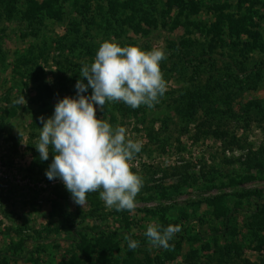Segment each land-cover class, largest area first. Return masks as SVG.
I'll use <instances>...</instances> for the list:
<instances>
[{"label":"rangeland","instance_id":"rangeland-1","mask_svg":"<svg viewBox=\"0 0 264 264\" xmlns=\"http://www.w3.org/2000/svg\"><path fill=\"white\" fill-rule=\"evenodd\" d=\"M109 38L167 55L153 108L96 111L143 144L132 212L75 204L35 148ZM221 196L227 223L206 204ZM150 223L179 225L174 247L148 245ZM0 264H264V0H0Z\"/></svg>","mask_w":264,"mask_h":264},{"label":"clouds","instance_id":"clouds-1","mask_svg":"<svg viewBox=\"0 0 264 264\" xmlns=\"http://www.w3.org/2000/svg\"><path fill=\"white\" fill-rule=\"evenodd\" d=\"M166 59L161 48L146 51L106 39L93 62L82 65L81 79L75 84L76 97L65 96L57 101L51 117H41L35 148L41 161H48L49 153H53L45 175L50 181L59 179L75 204L83 208L87 194L99 192L107 208L116 212L135 210L143 178L130 169L129 162L141 152L143 144L127 138L125 127L98 119L96 111L106 102H123L134 110L141 105L153 108L166 92L160 68ZM89 88L91 94L84 95ZM180 232L179 225L164 228L150 223L144 236L151 247L170 250V242ZM124 239L130 250L140 246L130 235Z\"/></svg>","mask_w":264,"mask_h":264},{"label":"trees","instance_id":"trees-1","mask_svg":"<svg viewBox=\"0 0 264 264\" xmlns=\"http://www.w3.org/2000/svg\"><path fill=\"white\" fill-rule=\"evenodd\" d=\"M134 2H132L133 4ZM262 17V15H261ZM238 23L239 21L235 20V21H232V35L235 36V35H238V32H239V26H238ZM256 26L259 27V24H257ZM255 26V28H256ZM249 179V178H247ZM251 179V178H250ZM242 181H238L236 179H231L230 182H229V185H235V184H239L241 183ZM223 186H225V184H222ZM211 188H215L217 187V185L215 183H213L211 186ZM261 192H258V191H254V192H251L249 194H246L244 195L243 197H246V196H256L257 194H259ZM206 204L214 211L216 212L220 217L224 216L225 218V221L227 223L228 221V216L227 215H230L232 216V213L233 211H230L228 208H227V199L226 197H216L215 199H210L206 202ZM170 209V208H169ZM231 212V213H230ZM230 217V216H229ZM227 227L225 228V230H227ZM171 243V246L174 247V244L173 242H170Z\"/></svg>","mask_w":264,"mask_h":264}]
</instances>
